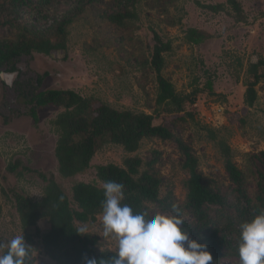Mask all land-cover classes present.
<instances>
[{
	"label": "rangeland",
	"instance_id": "obj_1",
	"mask_svg": "<svg viewBox=\"0 0 264 264\" xmlns=\"http://www.w3.org/2000/svg\"><path fill=\"white\" fill-rule=\"evenodd\" d=\"M227 1L139 0L134 7L138 20L121 27L104 19L113 0H54L43 13L44 19L28 9L18 12V24H33L39 30L48 29L66 13L73 16V21L66 28L64 52L21 56L16 61L15 72L0 71L11 81L9 86L0 80V243L24 235L12 197L18 193L40 201L46 184L37 172L53 175L74 208L71 189L75 183L103 187L96 179V166L123 167L126 158H139L144 164L140 169L143 172L146 162L155 159L154 171L161 181L160 196L172 193L179 207L185 202V182L189 176L182 168L175 145L169 141L143 140L132 154L112 144L102 146L87 171L67 180L61 178L54 157L57 135L50 123L63 110L49 106L38 109L35 127L29 116L30 107L24 103V96L33 88L44 92L67 89L117 110L153 115L154 125L168 127L191 148L203 180L213 187H231L216 140L226 142L234 153L233 162L249 174L244 155L264 151V81L255 88L254 106L247 108L243 104L242 80L248 65L264 58V0H236L242 10L239 17ZM217 5L224 7L222 12L213 13L205 8ZM192 28L206 34L199 45L188 44L184 39L186 31ZM152 32L171 47L164 55L162 76L182 95L195 89L200 91L194 103L186 104L181 114H165L156 105L157 84L148 67L154 43ZM14 35L8 29L0 32L1 39ZM38 78L41 82L37 86ZM206 81L212 83L218 96L208 94ZM15 161L34 173H24L22 178L9 174L6 166ZM249 178L248 190L253 196V179ZM148 207L151 212L159 213L155 206ZM182 217L193 221L187 211ZM75 225L96 237L97 251L117 252V241L103 237L101 215L94 223ZM38 227L43 233L47 224L40 222ZM28 232L32 233L33 229ZM34 242L35 264H56L43 253L39 240ZM220 264L237 263L227 257Z\"/></svg>",
	"mask_w": 264,
	"mask_h": 264
},
{
	"label": "trees",
	"instance_id": "obj_2",
	"mask_svg": "<svg viewBox=\"0 0 264 264\" xmlns=\"http://www.w3.org/2000/svg\"><path fill=\"white\" fill-rule=\"evenodd\" d=\"M54 0H0V32L3 29L14 31L12 38H0V71L15 72L16 61L21 56L40 54L51 56L54 52L66 50V28L72 24L73 16L63 15L61 20H54L48 29L39 30L35 25L17 22L18 12L28 9L46 18ZM90 1V0H89ZM139 0H113L112 6L105 11L104 19L121 27L128 21L138 20L134 7ZM236 0H228L235 16H241L242 10ZM199 6V3L196 4ZM213 13L222 12V5L207 6ZM241 22L242 19H238ZM29 26V27H28ZM153 33V47L148 67L155 75L156 105L162 107L165 114L177 115L184 112L186 104L194 103L200 91L182 95L162 76L165 67L164 55L171 49L170 43ZM206 34L196 29L185 33V41L191 45H199L205 40ZM243 104L247 108L254 106L257 94L256 86L264 81V58L248 65L245 78ZM41 78H38L37 86ZM205 89L209 95L218 96L213 92L212 83L206 81ZM24 96V95H22ZM24 103L29 108V116L37 127V111L47 106L62 109L63 112L51 121L57 140L54 157L58 174L63 179H70L83 174L91 167V161L98 149L112 144L119 146L124 152H137L143 140L157 139L172 142L181 156L182 168L188 174L185 182L186 197L182 207L174 203L172 193L160 196L161 181L154 171L155 159L146 162V170L139 158H126L123 167L114 164L95 167L98 182L114 181L124 186L122 204L132 207L134 213L147 211L149 218L155 213L149 205L157 208V212L179 215L187 211L193 218L192 222L184 219L183 230L189 233L190 239L207 245L212 254L213 264H220L223 258L241 264L238 246L240 242L241 224L250 222L261 209H264V151L244 155L249 174L246 175L233 162V151L225 141L216 140L223 169L230 188H218L207 184L198 171V161L191 148L181 139L175 137L168 127L154 125V116L135 113L129 110H117L108 104L97 103L92 98H85L71 90L37 91L33 88L24 96ZM211 139L214 140L213 137ZM156 154V153H155ZM20 161L9 163L6 171L22 178L24 173H34L22 166ZM46 184L43 198L32 201L21 194H13V203L24 232L25 242L32 248L30 264H35L33 247L35 239L39 240L43 253L56 264H85L86 259H96L97 264H104L116 253L97 251L96 237L80 233L75 223H94L102 212L104 200L103 187L94 184L75 183L71 189L72 208L68 196L56 183L53 175L37 172ZM253 179L254 194L250 195L248 187ZM175 206V208H174ZM46 222L47 229L39 231L38 223ZM33 229L32 233L28 230Z\"/></svg>",
	"mask_w": 264,
	"mask_h": 264
},
{
	"label": "clouds",
	"instance_id": "obj_3",
	"mask_svg": "<svg viewBox=\"0 0 264 264\" xmlns=\"http://www.w3.org/2000/svg\"><path fill=\"white\" fill-rule=\"evenodd\" d=\"M0 80L11 85L7 74L0 73ZM123 189L120 183L103 182V237L114 239L118 246L104 264H213L207 245L190 239L183 230L182 217L156 213L149 218L147 211L134 213L132 207L122 204ZM238 253L241 264H264V209L241 224ZM31 259L32 248L23 234L0 243V264H30ZM85 264H97V260L86 259Z\"/></svg>",
	"mask_w": 264,
	"mask_h": 264
}]
</instances>
